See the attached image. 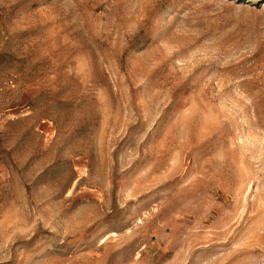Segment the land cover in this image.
<instances>
[{"label": "rangeland", "instance_id": "rangeland-1", "mask_svg": "<svg viewBox=\"0 0 264 264\" xmlns=\"http://www.w3.org/2000/svg\"><path fill=\"white\" fill-rule=\"evenodd\" d=\"M264 255V0H0V264Z\"/></svg>", "mask_w": 264, "mask_h": 264}, {"label": "built area", "instance_id": "built-area-1", "mask_svg": "<svg viewBox=\"0 0 264 264\" xmlns=\"http://www.w3.org/2000/svg\"><path fill=\"white\" fill-rule=\"evenodd\" d=\"M244 264H264V255L256 258L254 261L246 262Z\"/></svg>", "mask_w": 264, "mask_h": 264}]
</instances>
